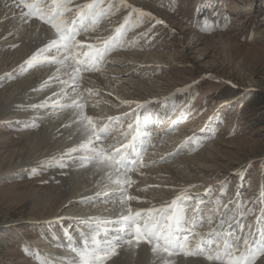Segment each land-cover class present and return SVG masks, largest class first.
I'll return each mask as SVG.
<instances>
[{
	"label": "rangeland",
	"instance_id": "rangeland-1",
	"mask_svg": "<svg viewBox=\"0 0 264 264\" xmlns=\"http://www.w3.org/2000/svg\"><path fill=\"white\" fill-rule=\"evenodd\" d=\"M127 2L142 8L145 4L149 7V11H153L157 17L170 26H172L171 18L165 15L175 13L177 16L172 15V17L189 26L190 29L180 32L182 26L177 21H174L175 26L172 28L155 25L154 21L145 22L142 29L138 27L131 31V33H140V36L136 39H127L128 48L113 55L115 57L113 66L103 69L101 73H84V78L81 81V91L91 88L99 92L89 100L90 106L86 109L89 115L100 117L120 115L131 111L137 101L155 98L156 102L153 103V106L158 109L159 123L164 124L173 114V109L169 108V114L163 117L168 113L167 110L160 111L165 98L171 99L177 105L180 104L183 109L174 128L169 130L168 136L161 139L164 144H160L161 141L158 142V145L151 151L152 153L155 151L153 159L159 160L161 157L164 159L141 169L143 175L131 174L136 185L147 178L152 179L153 184L147 183L145 186H154L155 183L160 185L158 188L150 187L147 191H138L135 196L140 197V200L135 202L139 208L160 206L173 199V195L168 196L169 193L174 194V192L185 189L188 193L201 192L202 187H211L210 195L216 192L217 187L219 191L226 188L229 196L237 190L235 189L236 184L240 181L238 172L243 170L242 200L247 202V208L252 207L257 200L259 186L263 185L264 189V0H219L215 6L212 3L208 5V0H127ZM161 12L166 14L163 15ZM122 13L123 10L101 23L99 28L101 37L112 33L119 26L118 22ZM203 19H206L207 22ZM32 20L39 22L35 19ZM175 27L177 32L171 34L170 31H173ZM179 35L182 36L181 40L183 41L181 42H177ZM41 36L45 39L43 44L32 50L29 49L28 54L18 63H13L14 65L8 66L9 68H2L0 72V93L4 95V92L10 93L11 90L13 92H11L13 96L2 102L0 106V229L8 227L11 231L4 238H0V264H45V262L47 264H72V261L68 262L66 259L61 261L57 257L58 252L63 254L66 249L62 251L63 240L58 241L54 238L55 236L61 238L58 229L53 227L46 229V222L53 218H61L66 220V222L59 221L62 225L76 222L83 227L82 230H87L80 223L81 220L88 217L111 219L117 217L124 210L120 205L121 211L111 215L109 210H107L108 214L97 213L99 212L97 210V212L87 210L85 214L58 217L61 215L59 208L70 198V194L64 195L65 199L61 201L54 198L50 192L57 191L58 186L62 185V181L58 180L59 177H66L71 173L78 176L82 171L77 168L69 169V166L73 164L61 169L56 166L45 167L44 163L58 159L62 153L80 142L73 143L71 141L60 150H56L54 146L48 149L49 144L46 143L43 146L46 151L38 156L28 154L29 152L28 155L24 153L28 140L20 139L21 135L27 131L41 130L43 125L48 124L50 117L68 110L51 106L37 109L29 107L34 105L32 101L46 93L45 89L41 90V84L44 81L42 83L37 81L34 86L28 87L23 93H18L22 84L30 79L27 76L30 72L42 70L45 67H55L54 65H43L24 68L27 67L24 62L51 38L45 34ZM82 40L92 42L91 37L87 36ZM131 40L132 43H130ZM19 44L20 42H16L12 46L0 47V51L6 50L8 47L12 50ZM227 44L230 47H227ZM182 46L186 48H182ZM161 50H169L163 54H168L171 59L165 58L161 62H148L131 56L133 53ZM125 55L132 57V67L135 69L129 70L124 78L138 77L143 83L142 87L136 89L135 95L140 96L135 99H120L119 96L111 93L117 79L119 81L115 89L127 82V80L123 81L122 75L116 77L112 72L115 65L124 60ZM147 58L155 59L151 56ZM198 69H202V71ZM5 74H11V77L9 78ZM164 78L183 80V82H179V84L167 80L169 83L165 90L159 89L158 83ZM98 79L103 80L104 83L99 82ZM108 80L110 85L106 82ZM16 85L17 88L14 89ZM188 85H193V87L187 88ZM9 86L10 88H8ZM183 89L187 90L180 91ZM51 96L52 93L44 95L41 100H37V104ZM111 98L116 103L114 108L108 107L111 105L109 102ZM251 98L253 100L250 103L255 106L248 109L247 101ZM53 99L67 104V102L71 103L73 98L66 96L64 101L59 97H53ZM161 99L162 101H160ZM125 101L133 103L127 104L124 103ZM97 102L98 107H91V104ZM3 103L5 106H10V113H8L9 109L3 107ZM240 103H243V106L239 107ZM232 104H234L233 107L230 106ZM42 113H47V115L44 117ZM208 122L219 126V129L216 128L210 134L202 132L201 129H210L211 124ZM33 123L38 127H33ZM193 134H196L203 142L186 145L183 150L176 152L175 155H170L168 159L166 158V154L173 153L175 148H178L186 138ZM45 135L49 136V132ZM208 135L213 136L208 137ZM216 139L218 141L211 143ZM210 143L212 145H209ZM207 147H209L208 150L202 152L203 159L201 161L192 159L191 162L184 161L189 164V167L180 165L182 161L178 159L188 160V158L196 157L201 150ZM206 155L209 156L207 159ZM26 158L27 161L22 162ZM145 161L147 162V160ZM173 167L183 169L193 167L191 171L184 172L197 180L185 182V184L177 181H172L171 184L164 183L163 177L159 176L160 173L170 177L171 173L168 172V168ZM26 168H33L36 173L25 174L24 169ZM84 168L87 167L80 169ZM103 176L107 177L106 174ZM79 178L81 177L79 176ZM190 185L196 187L190 188ZM68 186L65 190L69 189ZM60 195L62 194L60 193ZM146 196H151L153 202L146 201ZM85 198L86 196L77 201L79 207L87 205V203L81 202ZM104 202L105 200L99 202L93 199L88 203ZM255 213H260L257 205ZM250 218L251 216L248 217V219ZM39 223L42 226H38ZM197 229L200 233L209 232L204 225ZM120 248L109 261L116 257L122 258L119 253ZM123 250L125 253H134L137 256L132 247H125ZM174 256L191 258L183 255ZM123 260L117 259L116 262L125 264ZM263 260L264 258L258 259L257 264Z\"/></svg>",
	"mask_w": 264,
	"mask_h": 264
},
{
	"label": "snow or ice",
	"instance_id": "snow-or-ice-1",
	"mask_svg": "<svg viewBox=\"0 0 264 264\" xmlns=\"http://www.w3.org/2000/svg\"><path fill=\"white\" fill-rule=\"evenodd\" d=\"M12 6L19 10L25 23L32 19L39 20L52 33V38L24 62L31 68L57 66L56 72L41 84V90L58 83L64 86L59 94L68 96L69 90L76 94V99L71 103L63 104L53 99L58 93L52 92V96L44 102L29 106L33 109L49 106L74 109L76 119L73 124L77 125L76 131L84 137L78 145L69 148L58 159L45 162L44 166L63 169L78 163L81 167L94 165L98 170H104L109 181L117 185L116 190L98 192L95 197L85 198L81 202L88 203L99 197L115 198L124 209L115 218L88 217L81 220L80 223L87 230H78V239L65 230L67 247L75 253L72 264H107L122 245L139 246L142 243L151 245L152 252L156 254H166L167 257L180 254L202 256L213 264H257L258 259L264 258V207L259 214L255 213L256 205L264 203V194L261 200L248 208L247 202L238 194L239 203L232 201L224 205L222 212L217 201V206L205 213V201L192 197L187 189L160 206L132 207L131 202L139 201L140 197L129 194V189L136 184L131 174L143 175L141 169L155 163L146 162L145 156L148 147H155L151 144L153 133L150 131L151 116L147 110L156 101L137 103L131 111L116 116L100 117L89 115L86 111L90 106L89 100L99 92L91 88L81 91L84 73H101L109 55L125 46L127 33L140 27L144 18L152 14L134 7L127 0H88L83 4L76 0H12ZM123 9L130 11L111 35L101 37L97 34L91 37L93 42L79 39L82 34L97 33L103 21ZM156 23L163 24L164 21L157 20ZM61 69H65L67 79L60 78ZM5 75L11 77V74ZM191 87L193 85L187 86ZM168 99L165 98V104ZM91 107H98V102L91 104ZM32 126L38 127L35 123ZM201 131L206 132L207 129ZM202 142L193 134L178 146L177 152L186 145ZM150 187L160 186H145L137 191H147ZM217 212H220V216L215 227L208 233L196 231L205 223L213 224ZM250 216H254V219L245 223ZM164 264L172 262L165 259Z\"/></svg>",
	"mask_w": 264,
	"mask_h": 264
},
{
	"label": "bare ground",
	"instance_id": "bare-ground-1",
	"mask_svg": "<svg viewBox=\"0 0 264 264\" xmlns=\"http://www.w3.org/2000/svg\"><path fill=\"white\" fill-rule=\"evenodd\" d=\"M143 9L147 10V9H149V7H147L145 4H143ZM165 14H163V15H165ZM172 15L177 16L175 13H170V15H168V14L165 15L166 17L171 18L172 27L175 26L174 21H177L182 26V29L180 30V32H183L185 29L190 30L189 26L184 25L179 20L173 18ZM161 17L164 18V16H161ZM175 30L177 32L176 27H175ZM50 32L51 31L49 30V28L46 25L39 23L37 21L31 20V21L25 23L24 20L21 19V17H20L19 10H17L15 7L12 6V0H0V47L3 48V47L10 46V45L12 46L13 44H16V42H20V44L17 47L14 46V48L12 50L8 47V49L0 51V56H1L0 57V72H1L2 68H5V67L9 68L12 65H14L13 63H15V64L18 63L20 59H22L24 56H26L28 54L29 49L32 50V49L36 48L37 46L43 44L45 39L41 36L42 34H45L48 37H52V34ZM192 36H193V34L191 35V37ZM181 38H182V36L179 35V37H178L179 40L177 42L183 41V40H181ZM226 42H228V41H226ZM175 43H176V41H175ZM227 47H230V45L227 44ZM182 48H186V47L182 46ZM168 51L169 50H161L158 52H156V51L140 52V53H133V54H131V56L137 57L138 59H140V61H148V62L149 61H157V62L160 61L161 62V61H164L165 58L171 59L168 56V54L165 55V53ZM163 52H165V53L163 54ZM127 54H129V53H127ZM148 56H151L152 58L155 57V59L152 60L150 58H147ZM191 60H193V59H191ZM131 61H133L132 57L125 55L124 60H122L118 64H116L114 70L112 71L116 77H119V75H122L123 81L127 80V82L121 84V87L117 88V89H115V87L118 85L117 82L119 80L117 79L115 81V83H117V84H115V83L113 84L114 90H111V93L113 95L119 96L120 99H123V98L135 99L137 96H140V95H135L136 89H138V87L143 86L142 81H140L138 79V77H134V76L130 75L131 76L130 78H127V79L124 78V77H126L125 75H127V72L129 70L131 71V70L135 69V67H132L133 64ZM195 65H196V63H195ZM195 65H193V66H195ZM56 67L57 66L47 67V68L45 67L42 70H36V71L30 72L27 75L30 77V79L27 80L26 82H24V84H22L18 93H20V92L23 93L25 90L28 89V87L34 86L35 85L34 83H36L37 81L39 83H42L43 81L47 80L49 76L53 75L56 72ZM198 70L202 71V69H198ZM64 72H65V69H61V73H60L61 79L68 78L66 75H64ZM167 80L173 81L174 83H176V82L182 83L183 82V80L177 81V80L171 79V78H164V79H162V81H160L158 83L159 89L165 90V88L167 87V84L169 83V82H167ZM98 81L104 83L103 80L98 79ZM106 82H108V84L110 85L109 80ZM18 86H19V83H18ZM62 87H64V86L60 85L58 83H53L51 88L45 89V91H46L45 94H41V96L37 97L34 101H32V103L37 104V100H41V98H43L44 95H47V94L52 93V92H57L58 95L56 97L61 98L63 101L66 100V96H64L63 94H59L60 89ZM8 88H10V86ZM8 88H7V90H8ZM15 88H17V85L14 87V89ZM9 92L10 93L4 92V95L0 93V106H1L2 102L7 100L10 96L11 97L13 96L11 94L12 90ZM68 95H70V98L76 99V94L72 93L70 90H69ZM109 102L111 103V105H108V107L114 108L116 106L115 105L116 103L112 98L109 100ZM3 107L5 109H9L8 113H10L9 112L10 106H5L3 103ZM43 110H45V109H43ZM45 111H47V110H45ZM62 114H65V115L63 116ZM42 115L45 117V115H47V113H42ZM50 118L51 119H48V124L43 125V128L41 130L27 131L26 133L21 135V137L19 135L20 139L24 138V139L28 140L27 143L25 144L27 146L26 151L24 152L25 155L28 152H29L28 154H33V156H38V155L42 154L43 152L46 151V149H44V147H43L46 143L49 144L48 149H50L52 146H54L56 148V150H60V149L64 148V146L68 145L69 142H71V141H73V143L74 142H81L84 139V137L76 131L77 125L73 124V121L76 119L74 109H68L67 111L62 112L56 116H52ZM65 125H69V126L65 127ZM165 130H166V128H164L159 133V135H162L165 132ZM47 132H49V136L45 135V133H47ZM70 138H73V140H70ZM154 140H155V143H157L160 141V138L156 137ZM216 141H218V140L216 139V140L212 141L211 143H213V142L215 143ZM20 142H21V140H20ZM211 143L209 145H212ZM208 148L209 147L204 148L203 150H201L199 152V154L196 157H192L191 159L190 158H188V160H186L184 158L178 159V160L182 161V163L180 162V165H183L185 167H189V164L184 163V161H190L191 162L192 159L201 161L203 159L202 152L208 150ZM205 157L207 159V157H209V156L206 155ZM147 158H148L147 162L148 161H155V163L157 162L156 160L152 159L151 156H149V155ZM24 161H27V158L25 160H23L22 162H24ZM201 165H199V166H201ZM73 168H77L78 170L82 171V173L79 174L78 176H75L74 174L71 173L70 175H68L66 177H59L58 180L62 181L61 182L62 185L58 186L57 191H51L50 192V194L53 195L54 198H57L58 200H61V201L65 199L64 195L70 194V198L68 200H66L65 203H62L61 207L59 208L61 215L58 217L66 216V215L72 216V215H78V214H85L87 212V210L95 211V212L99 211L97 213L102 212L104 214H108L107 210H109L110 215L115 214V213H119L121 211L120 203L115 198H111V199L105 198L104 199V197H99V198H95V200H98L99 202L105 200V202L104 203H92V204L87 203V205H81L82 207H79L77 205L78 204L77 201L82 199V197H85V196H86V198H88L87 196L92 197V196H95V194L98 192H114L117 188V185L111 183L108 179V176L107 177L103 176V174H106V172L104 170H98L94 165H89L87 168H84V169H80L81 166L78 163L69 166V169H73ZM192 168L193 167H191L190 169H188V168L183 169V168H176V167L168 168V172L171 173L170 177L167 176L166 174H161V173L159 176L163 177L164 183H170L171 184L172 181H177L178 183L183 182L185 184V182L197 180V178H192V177L186 175V173L191 171ZM184 171H187V172H184ZM79 176L81 178H79ZM79 180H82V181L80 182ZM147 183L153 184L152 179L147 178V179L143 180L138 185L134 184L133 187L131 189H129V194L135 195L138 192L137 189L138 188L142 189V187H144ZM156 185H159V184L155 183L154 186H156ZM195 185H199V184H195ZM67 186L69 187V189L65 190V188ZM155 188H157V187H155ZM203 188L204 187H202V190H203ZM60 193L63 196L60 195ZM166 193H168V192H166ZM200 194H201V192H194L191 195L194 196L195 198L202 200V198H200ZM172 195H173V193L168 194V196H172ZM205 198L207 199V201L209 203H211L212 205H215V206H217L216 202L219 201L220 202L219 205H222V207H221L222 211H223L225 204L229 205L232 201H236L238 203L236 198L234 199L231 195L228 196L227 194L214 193V194L210 195V193H207ZM145 200L153 201L151 196H146ZM232 206H235V205H232ZM132 207L134 208L135 205L132 204ZM215 219H214L213 224L209 225V224L205 223L204 226L209 228V229L215 227V222L219 219V216H216ZM253 219H254V216H251V218L247 219L245 221V223H248V222L252 221ZM59 221L66 222V220L61 219V218L60 219L53 218V219H50L49 222H46V223H48L49 226L46 225L45 228H49V227L52 228L53 227V228L58 229L59 234L61 235V237L64 236V241H66L67 243H68V241L65 237V230H68V234L70 236H72L74 239H77L78 230H80V229L76 226H71V223H69L68 225H62ZM38 226H42V225L39 223ZM71 229H73V231L69 232V230H71ZM0 230H2V231H0V236H3L5 233L10 232V229H8V227L4 228V229H0ZM197 232H199L198 229H197ZM58 238H60V237H58ZM193 242H195V241H193ZM125 247H132V249L137 254V256H135L134 253H125L124 252L125 250H123ZM64 249H66V250H64ZM62 251L64 254V259H70L71 257L74 258L73 255H75V253L71 252L66 247H64L62 249ZM123 252L126 255L125 259H124ZM119 253H120V256L122 257V258L120 257L121 259L116 257V258L112 259L111 261H109L107 264H120V263L116 262L117 259L119 261H122L124 259L123 261L125 262V264H164L165 259L170 260L172 262V264H213V262L207 261L204 257H202V258L191 257L189 259H185V258H182L180 256L167 257L166 254H156V253L152 252L151 245L143 244V243L140 244L138 246V248H135V245H133V246L124 245L123 247L120 248ZM152 255L154 256V258ZM179 259H180V261L178 262ZM259 264H264V260L260 261Z\"/></svg>",
	"mask_w": 264,
	"mask_h": 264
},
{
	"label": "trees",
	"instance_id": "trees-1",
	"mask_svg": "<svg viewBox=\"0 0 264 264\" xmlns=\"http://www.w3.org/2000/svg\"><path fill=\"white\" fill-rule=\"evenodd\" d=\"M252 100H253V98H251V99H249V100L247 101V108H248V109H252V108L255 106V104L250 103Z\"/></svg>",
	"mask_w": 264,
	"mask_h": 264
}]
</instances>
